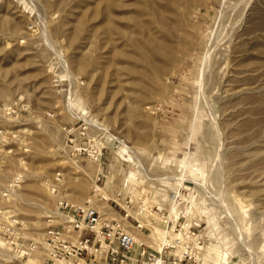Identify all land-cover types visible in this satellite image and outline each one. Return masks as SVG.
<instances>
[{
	"label": "rangeland",
	"instance_id": "1",
	"mask_svg": "<svg viewBox=\"0 0 264 264\" xmlns=\"http://www.w3.org/2000/svg\"><path fill=\"white\" fill-rule=\"evenodd\" d=\"M65 205L132 264H264V0H0V264Z\"/></svg>",
	"mask_w": 264,
	"mask_h": 264
},
{
	"label": "built area",
	"instance_id": "2",
	"mask_svg": "<svg viewBox=\"0 0 264 264\" xmlns=\"http://www.w3.org/2000/svg\"><path fill=\"white\" fill-rule=\"evenodd\" d=\"M61 210L64 211L65 220H71L73 230L67 235L55 231V229L48 232V240L56 244L51 259L53 264H62V261H65V264H71L72 259L83 261L85 264L133 263L136 242L119 223L113 224L107 219L101 223L100 213L88 206H71L69 208V205H65L60 207L59 212ZM77 230L78 232L88 230L93 233V247L89 245L90 239H83L81 235L78 239H74ZM83 255L93 256V258L83 259ZM140 256L145 257L146 252L142 251ZM150 260L157 261V258L153 255Z\"/></svg>",
	"mask_w": 264,
	"mask_h": 264
},
{
	"label": "bare ground",
	"instance_id": "3",
	"mask_svg": "<svg viewBox=\"0 0 264 264\" xmlns=\"http://www.w3.org/2000/svg\"><path fill=\"white\" fill-rule=\"evenodd\" d=\"M156 264H160V262H157Z\"/></svg>",
	"mask_w": 264,
	"mask_h": 264
},
{
	"label": "crops",
	"instance_id": "4",
	"mask_svg": "<svg viewBox=\"0 0 264 264\" xmlns=\"http://www.w3.org/2000/svg\"><path fill=\"white\" fill-rule=\"evenodd\" d=\"M136 261V260H135Z\"/></svg>",
	"mask_w": 264,
	"mask_h": 264
}]
</instances>
